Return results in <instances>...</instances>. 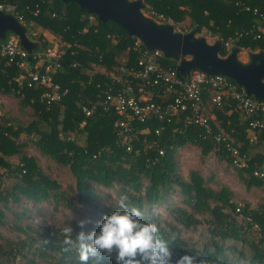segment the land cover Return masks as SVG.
<instances>
[{"label":"trees","instance_id":"1","mask_svg":"<svg viewBox=\"0 0 264 264\" xmlns=\"http://www.w3.org/2000/svg\"><path fill=\"white\" fill-rule=\"evenodd\" d=\"M142 1L145 5L141 10L143 15L159 24L172 23L174 27L187 22L189 31L185 33L192 31L196 35L206 29L219 41L233 39L234 48L264 52V29L260 18L264 15V0ZM0 3L14 4L26 25L33 23L34 30L39 32L36 41H32L35 48L29 54L31 64L36 62L32 56L39 41L44 39V31L61 44L71 45L62 56L60 71L54 75L62 91L67 92L50 105L40 99L41 86H19L13 79L20 70L0 60V94L17 97L22 106L31 108L33 115L25 125L0 124V168L16 180L11 188H3V175L0 174V226L12 233H0V264H16L18 260L23 264H79L75 247L67 246L73 250L62 251L66 247L62 229L72 228L73 241L79 232L87 230L81 229L78 223L63 227L19 225L18 216L12 222L7 221L1 206L10 209L21 200L38 205L49 199L57 206L62 200L59 184L48 178L32 158L21 155L14 167L5 158L21 154V148L26 144L18 142L21 134L34 138L42 155L70 168L75 177L77 203L93 217V221H87L92 223V231H98V222L115 211L119 201L112 200L99 207L95 186L105 189L117 186L120 197L127 196L125 203L129 208L136 207L143 213L142 223L158 226L161 237L169 244L171 264H176L184 255L191 256L194 264H241V261L264 264V208L233 203L232 191L227 186L218 190L207 187L197 172H192L188 181L182 179L176 172L175 163L176 149L191 145L200 149L202 157L212 152L219 160L236 167L247 188L264 185V179L253 174L255 170H264V128L256 131L257 142H251L247 122L233 111L231 102L223 100L216 105L206 91L202 104L209 130L194 124L184 125L182 115L170 124L150 120L138 126L139 129L147 127L150 132L137 135L131 150L126 151L118 143L117 116L103 109L102 100L117 67L124 62L127 65L135 62L134 56L126 52L132 37L117 24L102 23L95 15L96 23L89 25L87 17L93 14L75 3L53 0H0ZM150 12L162 15L163 20L150 16ZM108 35L117 36V41L113 42ZM3 41L0 39V45ZM47 44L42 43V46ZM219 55L226 56L224 49ZM74 62L78 68L70 66ZM178 62L164 59L166 65L174 67ZM84 106L92 109L89 116L83 112ZM159 126L164 130L156 137L154 130ZM79 135L84 136L81 144L72 138ZM236 158L244 160L245 164L237 166ZM173 186L180 190L181 206L169 210L172 221H163L151 210L164 204L165 198L175 192ZM197 215L206 218L210 235L200 248L181 236L182 229L195 228L202 222ZM238 216H241L240 221ZM251 229L256 236L248 239L246 233ZM225 241L239 244L240 247L231 245L233 249L229 248L237 254L235 260L226 255ZM114 256H104L99 264H115ZM88 264H98V261L90 258Z\"/></svg>","mask_w":264,"mask_h":264},{"label":"built area","instance_id":"2","mask_svg":"<svg viewBox=\"0 0 264 264\" xmlns=\"http://www.w3.org/2000/svg\"><path fill=\"white\" fill-rule=\"evenodd\" d=\"M0 11L14 17L25 28L28 40L36 41L39 32L34 30L33 23L26 25L14 4L0 3ZM149 15L157 16L153 12ZM157 17L163 20L162 15ZM260 18L264 22V15H260ZM87 19L89 25L96 23L94 15H89ZM131 37L126 52L129 56L131 54L134 56L135 62L132 65L124 62L117 67L116 73L110 77L111 85L107 86L102 100L103 109L112 111L117 116L115 127L121 147L130 151L131 143L137 135L150 132L147 127L139 129V124L155 119L170 124L172 120L182 115L181 122L184 125L194 124L209 130L208 117L202 104V96L206 91L210 93L211 102L216 105H220L223 100H229L233 111L247 122L248 131L251 133L250 141L257 142L256 131L264 128V101L248 96L241 86L224 76H210L194 69L186 76L180 77L177 66L181 59L175 67L166 65L165 57L160 50H148L138 38ZM254 37L259 38V35ZM108 38L113 42L118 39L115 35H108ZM45 42L48 44L43 47L42 43ZM220 42L221 49H224L227 56L234 48V40ZM70 47V44H61L54 37L51 40L44 37L43 41H39L38 49L32 56L36 62L31 64L29 54L32 51L29 53L21 45L16 34L7 32L0 45V60L7 66H14L20 70L19 75L13 79L19 86L25 85L28 88L41 86L43 91L40 99L50 105L59 101L67 92L62 91L54 75L60 71L62 56ZM70 66L78 68L75 62ZM83 112L89 116L92 109L84 106ZM163 130V126L155 128V136L160 137ZM234 163L237 164L236 160ZM253 174L264 179V170H255Z\"/></svg>","mask_w":264,"mask_h":264},{"label":"rangeland","instance_id":"3","mask_svg":"<svg viewBox=\"0 0 264 264\" xmlns=\"http://www.w3.org/2000/svg\"><path fill=\"white\" fill-rule=\"evenodd\" d=\"M172 24V23H171ZM175 32L185 33L189 31L187 22L176 24L173 27ZM29 32L27 36L29 37ZM45 38L51 40L53 36L48 32L42 34ZM195 37H204L208 44H213L217 40L216 36L210 34L206 29L197 33ZM252 53L249 49H239L237 58L241 63H247L249 61V54ZM220 56V55H219ZM30 107H24L20 104L17 97L4 96L0 94V124L9 122L12 125H25L33 119ZM72 137V136H71ZM81 144L84 140V136L79 135L72 137ZM19 143H26L21 148V154L5 157L7 161L16 166L19 163L21 155H25L28 158H32L40 170L51 180L56 181L59 184L62 194V200L57 206H54L52 201L41 202L38 205H34L31 202L21 200L20 203L12 205L10 209L1 206L4 209L5 217L8 222H12L16 216L19 218L17 222L19 225H25L32 223L36 226L52 225L55 227L71 226L73 223H80V221H86V232H90L93 229L92 223L93 217L86 211L85 207H81L77 203L76 191H75V177L73 176L69 167H64L53 162L49 157L42 155L34 144V138H27L25 134H21L18 138ZM259 150V149H258ZM237 166L245 164L242 159L236 158ZM175 163L176 172L184 180L188 181L192 172H197L204 180V184L214 190H218L222 186H227L232 191L233 203L241 206L244 203H248L252 208L263 207L264 208V185L247 188L236 167L227 164L224 161L219 160L214 153L210 152L206 157H202L200 149L191 145H185L177 148L175 151ZM0 174L3 175L2 187L11 188L15 183V178L10 176L3 168H0ZM146 183V179H143ZM98 196L97 201L99 207H103L105 204L112 200L118 201L120 198L118 187L115 186L111 189H105L95 186ZM174 193H170L164 201L161 207H153L152 212L158 214L163 221H172L170 209L176 205L181 206L182 195L179 193V188L173 186ZM2 205V203H1ZM189 210V207L184 206ZM86 210H85V209ZM227 213L229 209H225ZM197 217L202 221L195 228L182 229L181 236L191 245L196 247H202L209 238L208 225L206 218L201 215ZM241 220V216L237 217ZM88 221V222H87ZM251 229L246 233V238L252 239L256 236V233ZM0 233L9 234V230L6 227L0 226ZM231 245L240 247L238 243L232 241H225L224 247H227L226 255L231 259L237 258L236 253H232L230 249H233ZM230 248V249H229ZM16 264H23L18 260ZM241 264H248L242 262Z\"/></svg>","mask_w":264,"mask_h":264},{"label":"water","instance_id":"4","mask_svg":"<svg viewBox=\"0 0 264 264\" xmlns=\"http://www.w3.org/2000/svg\"><path fill=\"white\" fill-rule=\"evenodd\" d=\"M64 4L75 3L80 9L95 15L102 23L111 21L128 35L138 38L148 50H160L166 59L181 60L177 66L180 77L190 70L214 76L220 75L241 86L248 96L264 101V52L250 53L249 61L241 63L233 48L225 57H220L221 42L208 44L204 37L194 33H179L170 23L159 24L141 12L145 5L142 0H53ZM264 29V22L261 24ZM7 32L16 34L21 45L30 53L35 44L28 40L25 28L11 15L0 11V39ZM183 58V59H182Z\"/></svg>","mask_w":264,"mask_h":264},{"label":"clouds","instance_id":"5","mask_svg":"<svg viewBox=\"0 0 264 264\" xmlns=\"http://www.w3.org/2000/svg\"><path fill=\"white\" fill-rule=\"evenodd\" d=\"M127 199V196L119 198L116 210L98 222V231H81L73 241L72 228L64 227L62 235L66 247L62 251L70 252L75 247L79 264H88L90 258H96L99 264L104 256L113 254L115 264H171L169 244L161 237L158 226L142 223L143 213L136 207L129 208L125 203ZM85 224L86 221H80L79 227L83 229ZM176 264H194V260L184 255Z\"/></svg>","mask_w":264,"mask_h":264}]
</instances>
